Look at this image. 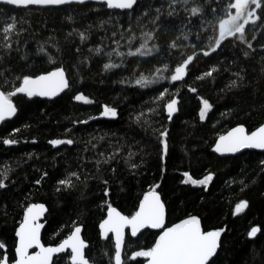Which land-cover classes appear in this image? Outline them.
<instances>
[{
    "label": "trees",
    "instance_id": "16d2710c",
    "mask_svg": "<svg viewBox=\"0 0 264 264\" xmlns=\"http://www.w3.org/2000/svg\"><path fill=\"white\" fill-rule=\"evenodd\" d=\"M225 3L227 0H221V6ZM154 4L160 7L161 0H154ZM97 7L99 5L88 3L29 11L0 4L7 16L16 18L17 27L25 29L19 36L13 34V49L19 47V51H13L10 58L5 57L0 71L10 68L11 72L5 75L11 79L12 74L50 70L52 65L42 54H37V47L44 44L49 52L56 54L53 45L58 44L63 49L64 66L72 72L71 89L56 100L29 99L23 94L13 97L18 115L0 128V140L13 138L18 141L12 146L0 142V169L5 166L12 169L10 180L6 182L8 187L0 189V242L7 245L6 250H0V256L5 251L10 258L14 255L15 229L26 206L42 203L47 208L46 226L42 233L45 245L59 244L74 227L82 226L83 237L90 246L87 254L95 258L96 264H114L109 255H105L106 252L114 254L113 238L110 236V240H105L99 231V223L107 215V204L111 203L122 214L130 215L137 210L143 194L158 184L160 187L156 191L160 192L166 204L167 226L192 214L201 218L206 231L227 228L221 240L222 246L213 259L215 264H264V168L260 165L264 153L248 151L222 158L212 152L219 136L233 127L244 125L251 132L264 123V25L257 22L256 39H252V31H247L248 42L253 44L255 51L236 38H229L221 49L204 57L202 53L207 50L208 37L218 35L217 17L206 5L205 17L216 25V29L213 31L212 26L205 24L207 32H202L201 40L184 41L185 45L192 42L201 45L195 49L199 59L190 65L186 83L178 81L173 84L164 80L141 89L134 85L139 74L134 71L137 59H141L140 71L147 74L153 66L174 64L180 59L179 54L168 57L165 52L162 63L150 57H127L126 66L105 72L103 64L108 62V57L88 51L89 48L102 47L107 52L116 47L109 39L112 25L106 24L103 29L98 26V22L107 16L93 11ZM211 7L218 5L213 3ZM164 8H167L166 0ZM178 11L179 18L161 17L160 24L169 30L159 40L165 50L181 30L201 31L199 18L194 17L192 23L187 24L185 17L188 14L181 9ZM217 15L222 17L224 13L220 11ZM7 16L0 14V28L7 21ZM184 24L187 27H183ZM89 25H92L89 40L84 44L75 33L67 36L74 28L83 31ZM152 27L149 24L145 30ZM133 30L139 36L135 25ZM17 40L19 45L15 43ZM120 43L124 45L120 51L127 52L126 41L121 40ZM76 47L81 49L78 56L72 54ZM184 51L189 52L190 48ZM245 51L249 52L247 58ZM26 53L27 62L22 59ZM81 60L83 63H79ZM144 60L151 62L143 63ZM112 61L119 63L120 58L113 54ZM73 64L78 67H72ZM213 66L219 70L213 72L212 77L197 79ZM236 72H241L244 79L238 81V88H230L231 81L237 79L233 75ZM122 80L125 82L121 83ZM15 83L18 85L19 82ZM189 87H195L197 91H189ZM165 88L168 92L160 98L159 91ZM75 92H82L92 103L75 101ZM170 99L180 101L177 105L179 110L171 120L167 118L166 110ZM202 99L213 105L203 121L199 117ZM104 105L118 109L116 120L79 123L99 116ZM141 111L148 120L147 125L134 123L135 116ZM164 131L168 133L167 154H164L160 143L164 139L160 133ZM68 138L75 143L56 147L49 144L51 139ZM121 145L124 147L119 152L118 162L113 161L110 166L116 169L115 174L108 165H102L98 172L94 162L102 159L100 154L109 155ZM129 152L136 155L125 163ZM131 163L138 164L139 168L131 169ZM74 171H79L81 177L86 178L84 182L76 181L73 189L57 192L58 181ZM209 172L214 173V178L206 188L184 183L185 173L199 180ZM105 179L107 185L103 183ZM37 180L40 183H36ZM106 189L108 196L104 195ZM241 201H247L248 207L237 213L236 205ZM253 227L261 229L254 238L248 236ZM157 235L158 232L145 231L138 238L129 239L127 234L124 249L127 264H143L139 259L131 260V253L140 247L150 246ZM60 257L63 259L58 264H70L66 254Z\"/></svg>",
    "mask_w": 264,
    "mask_h": 264
},
{
    "label": "snow or ice",
    "instance_id": "6c2138e0",
    "mask_svg": "<svg viewBox=\"0 0 264 264\" xmlns=\"http://www.w3.org/2000/svg\"><path fill=\"white\" fill-rule=\"evenodd\" d=\"M88 3L99 5L93 11L107 16V19H102L98 22V26L103 29L104 25L110 24L113 28L109 39L116 45L114 49L107 52L102 47L88 49L89 52L96 55L103 53L108 57V62L103 64L105 72L126 66L125 60L127 57H150L157 63H162V57L165 52L168 57H172L176 53L179 54L180 59L175 61L174 64L163 63V67L153 66L148 70L147 74L144 71H140L141 59H137L134 71H138L139 74L134 79V85L141 89L150 88L164 80H170L173 84L178 81L186 83L185 77L190 74V65H193L199 59L195 49L201 47V45L195 42L185 45L184 41L201 40L202 32H207V29L204 28L205 24L212 26L213 31L216 29V25H213L212 21L205 17L206 5L212 15L217 17L218 35L208 37L207 50L202 53L204 57H209L212 53L221 49L224 42L228 41L229 38H236L239 43L246 44L248 49L255 51L253 44L248 42L247 31H252L254 33L252 39H256L257 22L259 21L260 25H264V0H234V2L233 0H227V3L222 6L221 0H166L167 8H164V0H161L160 7L155 6L154 0H0V4L29 11L59 9L60 6L64 5H85ZM213 3L218 5V7H211ZM105 9L113 11L105 12ZM178 9L188 14L185 17L187 24L192 23V18H199L201 31L194 33L190 29L187 32L181 30V34L170 40L167 50H165L159 40L162 35L166 36L169 30L160 24L161 17L179 18L180 11ZM115 10H119V12ZM220 11L224 13L222 17L217 15ZM0 14L7 16L3 8H0ZM116 17L119 18L117 19ZM68 19L71 20V17H68ZM7 21L0 28V34H2L0 64L4 63L6 56L10 58L13 51H19V47L13 49V34L19 36L21 32L25 31V29L17 27L18 21L14 16H7ZM149 24L153 27L146 31L145 29L148 28ZM187 24H184L183 27H187ZM134 25L139 29V36L133 30ZM248 26L251 27L249 28ZM91 28L92 25H89L83 31L74 28L67 36L71 37L75 33L80 43L84 44L89 40ZM121 40L126 41L127 52L120 51V48L124 46L121 45ZM137 41H139L138 46ZM15 43L19 45L18 40ZM53 47L56 48V54L49 52L44 44H39L37 47V54H42L46 57V62L52 65L50 70L43 69L33 74H12L11 79L8 75H5L6 72H11L10 68L0 71V124L17 115V105L12 98L18 94H23L29 99L42 97L51 100L64 93L66 89H71L72 72L68 67L64 66L63 49L58 44L53 45ZM185 48H190V51L185 52ZM80 52V47H76L72 54L78 56ZM113 54L120 58L119 63L112 61ZM244 56L247 58L249 52L245 51ZM22 59L27 62V53ZM150 62L148 60L143 61V63ZM79 63H83V61L81 60ZM72 67L78 66L73 64ZM218 70V68L213 66L211 70L206 71L197 79L212 77L213 72ZM243 71L241 69V72ZM241 72L233 73L237 79L231 81L230 88H238L240 86L238 81L244 79ZM80 81L81 83L83 82L82 77ZM15 82H19L18 85ZM124 82L123 80L121 81V83ZM189 91L196 92L197 89L189 87ZM166 92H168L167 88L159 91V97L163 98ZM178 94L179 91H177ZM73 98L75 101L85 104L92 103V100L82 92H75ZM179 103L180 101L177 99H170L166 103L167 118L169 120L179 110L177 107ZM202 105L199 112L201 121L205 120L207 113L213 108V105L207 99H202ZM149 111L151 112L152 110L150 109ZM101 115L116 118L118 109L115 106L104 105ZM79 123L87 124L88 120L79 121ZM134 123L140 126L148 124V120L144 118L143 111L135 116ZM15 131L19 132L20 129H15ZM167 136V131L160 133V137L164 138L160 141L164 154L169 151ZM100 139H103V137ZM0 142L5 146H12L18 143L13 138H2ZM74 143L75 141L71 138L49 140V144L53 147L59 145L71 146ZM123 147L121 145L119 149L109 155L101 153L102 159L94 162L96 170L98 172L101 171L102 165L110 167L113 161H117L119 152ZM242 149L264 150V124L251 132L244 125L233 127L226 134L219 136L214 147V151L221 155L239 153ZM134 155L136 153L129 152L125 163L131 161ZM260 165L264 168V160L260 161ZM129 166L133 170L139 168V165L135 163H131ZM110 170L115 174V168L110 167ZM11 171L12 169L9 166L0 169V189L8 187L6 182L10 180ZM184 175L187 177L184 183L190 182L193 185L205 186V188L214 178V173L211 172L199 180L192 179L188 173ZM85 179L81 177L79 171L71 172L64 179L58 181L56 191L71 190L76 187V181L84 182ZM36 183H40V181L37 180ZM103 183L107 185L108 181L105 179ZM159 187L160 185L158 184L154 185L151 190L144 193L143 198L139 201L137 210L130 215L122 214L111 203L107 204V215L99 223V231L101 237L105 240L111 239L109 234L114 236V254L106 252L105 255H109L110 260L114 261V264H127L124 256L126 247L125 230H130V239L133 237L138 238V234H142L144 229H156L159 232L154 243L146 248L140 247L139 250L133 251L131 260L144 258L147 264H210V262L215 264L213 257L217 256L218 249L222 246L221 236L224 229L206 231L202 227L201 218L192 214L180 219L179 222L172 223L171 226H166V204L162 200L160 192L156 191ZM104 195H109L107 189L104 191ZM246 207H248V202L241 201L236 205V212L238 213ZM45 211L47 209L42 203H30L26 206L23 219L15 229L14 255L10 258L5 251L0 256V264H58L59 260L63 259V257L58 256L61 253L67 255L70 264H96L95 258L90 257L86 252L90 246L81 236V226L74 227V230L66 238L62 239L59 244L45 246L41 237L43 225L40 223V218ZM260 231L259 227H253L249 231L248 236L254 238ZM6 249L7 245L4 242H0V250ZM54 257H57L56 261H54Z\"/></svg>",
    "mask_w": 264,
    "mask_h": 264
},
{
    "label": "water",
    "instance_id": "95a60500",
    "mask_svg": "<svg viewBox=\"0 0 264 264\" xmlns=\"http://www.w3.org/2000/svg\"><path fill=\"white\" fill-rule=\"evenodd\" d=\"M1 5H3V4H1ZM72 5H77V4H72ZM6 6V5H5ZM64 6H70V5H64ZM64 6H60V7H64ZM10 7H12V6H10ZM119 11V10H118ZM67 90L68 89H66L65 90V92L64 93H61L58 97H55V98H53V99H51V100H56L57 98H60L61 96H63L66 92H67ZM38 98H40V99H42V100H50V99H48V98H42V97H38ZM103 112V111H102ZM17 115H18V110H17ZM17 115L15 116V117H12L10 120H8V121H6L5 123H3V124H0V128L4 125V124H6L7 122H10V121H12V120H14L16 117H17ZM118 118V116L116 117V118H110V117H104V116H102L101 114L99 115V116H97V117H95V118H93V119H91V120H89L88 121V123L89 122H91V121H95V120H116ZM264 124V123H263ZM247 129V128H246ZM256 130V129H255ZM230 131V130H229ZM226 134V133H225ZM217 141V140H216ZM216 143V142H215ZM214 147H215V144H214V146H213V148H212V152L213 153H215L216 155H218V156H220V157H222V158H224V157H233V156H237V155H240V154H242V153H244V152H261V153H264V150H260V149H242L239 153H235V154H224V155H221L220 153H216L215 151H214ZM143 198V197H142ZM45 208H46V206H45ZM47 209V208H46ZM26 210V209H25ZM119 211V210H118ZM46 213H47V211H45L44 213H43V215L41 216V218H40V223L43 225V227H42V229H41V237H42V233H43V231H44V228H45V226H46V223L44 222V219H45V216H46ZM106 218V217H105ZM23 219V218H22ZM202 222V221H201ZM166 226H167V209H166ZM82 227V226H81ZM202 227H203V225H202ZM204 229V228H203ZM218 229H224V232L222 233V236H221V240H222V237H223V235L225 234V232H226V230H227V228L226 227H223V228H218ZM212 230H217V229H212ZM126 231V237H127V234H129L130 235V230H128V229H126L125 230ZM145 231H153V232H159V230H156V229H144V230H142V233L143 232H145ZM208 231H210V230H208ZM141 234H138V237L140 236ZM81 236H82V238H84L83 237V227H82V232H81ZM109 236H112V234H109ZM112 238H113V242H114V236H112ZM133 239H136L135 237H133ZM43 242V241H42ZM45 246H49V245H45ZM51 246H55V245H51ZM219 250L220 249H218V252H219ZM33 251H35V250H33ZM70 251V250H69ZM218 252H217V254H218ZM62 254H64V253H61V254H58V256H60V255H62ZM216 257V256H215ZM215 257H213V259L215 258ZM56 257H54L53 259H55ZM138 259H141V260H145L144 258H138ZM144 264H147V261L145 260V263Z\"/></svg>",
    "mask_w": 264,
    "mask_h": 264
},
{
    "label": "rangeland",
    "instance_id": "374dc122",
    "mask_svg": "<svg viewBox=\"0 0 264 264\" xmlns=\"http://www.w3.org/2000/svg\"><path fill=\"white\" fill-rule=\"evenodd\" d=\"M233 12H234V10H233ZM187 179V177H185V180ZM193 179V178H192ZM189 184H191V185H193L192 183H190L189 182ZM193 186H195V187H205V186H201V185H193ZM209 186V184L207 185V187Z\"/></svg>",
    "mask_w": 264,
    "mask_h": 264
},
{
    "label": "flooded vegetation",
    "instance_id": "af4514ba",
    "mask_svg": "<svg viewBox=\"0 0 264 264\" xmlns=\"http://www.w3.org/2000/svg\"><path fill=\"white\" fill-rule=\"evenodd\" d=\"M129 235V234H128ZM130 236V235H129ZM112 237V236H111ZM137 260H138V258H137ZM139 260H141V259H139ZM141 261H143V264L145 263V260H141Z\"/></svg>",
    "mask_w": 264,
    "mask_h": 264
}]
</instances>
